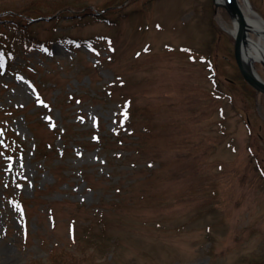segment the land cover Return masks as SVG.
I'll return each mask as SVG.
<instances>
[{"label":"rangeland","instance_id":"374dc122","mask_svg":"<svg viewBox=\"0 0 264 264\" xmlns=\"http://www.w3.org/2000/svg\"><path fill=\"white\" fill-rule=\"evenodd\" d=\"M120 1L0 0V264H264V94L232 19L214 0L100 12ZM23 9L53 15L24 40L1 22Z\"/></svg>","mask_w":264,"mask_h":264},{"label":"trees","instance_id":"16d2710c","mask_svg":"<svg viewBox=\"0 0 264 264\" xmlns=\"http://www.w3.org/2000/svg\"><path fill=\"white\" fill-rule=\"evenodd\" d=\"M122 1L121 0L119 3H114V2H109L108 4L104 5L103 6V12L107 13V12H112L114 11L117 7H120L122 5ZM66 7V6H64ZM64 7H59L57 8L58 10H63ZM67 8V7H66ZM86 10V11H85ZM84 12H81L80 14H87V13H91L90 11V8L86 7V9L83 10ZM63 12V11H61ZM9 15L6 16V15H2V19H4L5 21H1V22H5V23H2L3 27L5 28H8L12 31H21L19 32L20 34V37L24 40L25 38H27V36H25L24 34L28 31V27L34 22V20L32 21L31 18L35 17V16H38V15H45L42 13V11L38 10V9H35V12L32 13L30 11H26V10H22L21 12H17V11H13V10H10ZM97 15V13H96ZM8 22H11V23H8ZM65 42V41H63ZM66 44L70 45L69 42H67ZM73 47L74 46H77V45H72ZM2 49V47H0ZM10 60L9 59H5L4 60V67H5V64L6 63H9ZM12 63V62H11ZM56 128L51 129L50 131H55ZM59 130V129H58ZM57 132V130H56ZM68 135V131H67V128L59 135L60 137L63 136V141H65V145L60 149V155H63L65 153V150L70 148L66 142V136ZM65 137V138H64ZM3 139H4V142H5V145H6V148L4 149V153L5 155L9 156L10 154L14 153V152H18L21 150V148H23V145L21 142L17 141V142H14L15 138H14V135H12L9 130L7 129L6 132L3 134ZM119 141V140H118ZM107 141L103 140L101 141V145L102 146H106L105 143ZM51 150L54 151L55 155L57 156L58 155V151H59V147L57 145H55V137L53 138V143L51 144ZM35 155H41L43 156L44 158L47 157V154L44 153V151L41 149L40 146H36V151H35ZM21 201V200H20ZM21 205H23V207L21 209H19L20 211H24L25 210V202L24 201H21L19 203ZM25 220V219H23ZM65 251H62L59 253V255H64ZM58 254H56L55 251H52L51 252V264H59V261H57V257ZM57 261V262H56Z\"/></svg>","mask_w":264,"mask_h":264},{"label":"water","instance_id":"95a60500","mask_svg":"<svg viewBox=\"0 0 264 264\" xmlns=\"http://www.w3.org/2000/svg\"><path fill=\"white\" fill-rule=\"evenodd\" d=\"M214 3L223 6L232 20H235L236 27L235 31L232 33L234 38V58L241 75L250 85L264 93V81L258 77L251 65L245 63L243 60V51L249 28L247 26L246 17L239 6V2L237 0H214ZM247 9V14L255 19V27L264 39V20L252 9L249 3Z\"/></svg>","mask_w":264,"mask_h":264},{"label":"bare ground","instance_id":"6f19581e","mask_svg":"<svg viewBox=\"0 0 264 264\" xmlns=\"http://www.w3.org/2000/svg\"><path fill=\"white\" fill-rule=\"evenodd\" d=\"M248 3V0H242V2H239V6L246 17L247 26L249 28L248 31H252L255 35L252 36L247 32V40L243 51V60L245 63L251 65L254 72L260 76L257 66L260 65L264 70V39L255 27V19L251 17V15L247 14ZM235 27L236 23L235 20H233V25L229 28V32L233 33L235 31Z\"/></svg>","mask_w":264,"mask_h":264},{"label":"snow or ice","instance_id":"6c2138e0","mask_svg":"<svg viewBox=\"0 0 264 264\" xmlns=\"http://www.w3.org/2000/svg\"><path fill=\"white\" fill-rule=\"evenodd\" d=\"M49 119H51V117H49Z\"/></svg>","mask_w":264,"mask_h":264}]
</instances>
